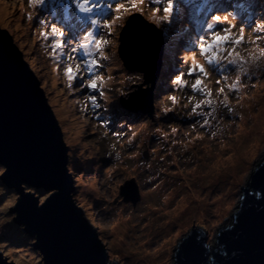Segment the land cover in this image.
<instances>
[{"label":"rangeland","instance_id":"obj_1","mask_svg":"<svg viewBox=\"0 0 264 264\" xmlns=\"http://www.w3.org/2000/svg\"><path fill=\"white\" fill-rule=\"evenodd\" d=\"M96 2L100 7L81 13L75 0H45L39 7L31 0H0V26L23 44L36 77L43 78L48 104L60 123L71 175H77L82 187L77 188V207L100 226V241L107 243L111 261L120 264H168L172 249H178L180 235L187 234L191 223L203 226L213 248L220 229L233 222L237 192L264 154V120L259 123L260 115L264 117V60L258 65H243L248 69L243 73L230 65L210 66L204 86L210 89L214 101L222 100L216 95L218 87L226 89L229 99L226 106L214 105L215 112L204 126L203 118L191 112L189 98L202 97L192 92L194 77L187 75V68L211 14H203V5L195 14L196 2L171 0L182 18L174 14L165 21L163 8L169 0H144L138 15L155 25L154 33L162 35L165 49L155 89L154 121L149 122L141 113H128L119 105L135 92V85L143 82L141 74L133 67L128 69L116 50L123 20L116 22L120 27L114 30L112 45L105 53L108 60H101L94 46L90 49L103 69L95 71L104 77L100 87L107 97L98 96L100 107L93 108L90 89L69 88L63 67L58 68L52 55L51 41L40 36L45 29L38 21L55 23L73 38L72 47L79 48L87 42L84 36L88 31L100 37L107 31L102 25L115 15H132L114 11L118 2L127 0ZM259 14L260 20L249 22L251 27L237 46L245 57L253 48L264 47V40L258 45L250 42L256 24L264 23V4ZM92 19L100 23L93 26ZM236 25L234 32L238 33L240 27ZM130 40L124 41L125 49ZM72 55L81 62L88 59L83 48ZM185 58L187 64L182 62ZM197 60H202L198 51ZM67 62L74 67L77 60L68 61L66 53L61 63L66 66ZM181 72L188 85L184 88L172 83ZM237 76L241 83L231 91L229 85ZM218 80H223L219 86ZM171 96L177 103H172ZM166 108L171 111L165 112ZM201 111L207 115L212 110ZM216 160L225 164L218 171L213 168ZM4 170L0 165V177ZM131 180L138 188V200L130 187L131 201L124 200L120 193ZM19 199L13 190L0 187V250L13 264H43L34 238L22 231L23 226L13 223L15 214L11 210ZM116 228L121 230L119 235Z\"/></svg>","mask_w":264,"mask_h":264},{"label":"water","instance_id":"obj_2","mask_svg":"<svg viewBox=\"0 0 264 264\" xmlns=\"http://www.w3.org/2000/svg\"><path fill=\"white\" fill-rule=\"evenodd\" d=\"M134 18L157 30L140 15L131 23ZM129 24L119 35L117 49L125 66L141 73L143 82L135 85V92L120 104L152 119L153 91L162 66L161 35L156 34L157 45L143 58V52L133 56L137 63L131 65L123 40ZM149 54L153 56L150 63L146 58ZM0 165L5 169L0 187L20 196L12 206L13 223L23 226L22 231L34 238L43 264H120L111 261L107 243L100 241V226L77 207V188L82 187L77 175L69 172L68 148L48 104L43 78L36 77L23 44L1 26ZM133 181L120 188L124 200L131 201L129 187L135 199L139 198ZM216 240L215 247L210 248L203 226L191 223L187 234L180 235L178 249H172L168 264H264V154L236 194L232 224L220 229ZM234 251L238 253L235 257ZM0 264H13L1 250Z\"/></svg>","mask_w":264,"mask_h":264},{"label":"snow or ice","instance_id":"obj_3","mask_svg":"<svg viewBox=\"0 0 264 264\" xmlns=\"http://www.w3.org/2000/svg\"><path fill=\"white\" fill-rule=\"evenodd\" d=\"M45 0H31V4L34 6H43ZM144 3V0H127V3H117L115 6V13L121 14L124 12H130L132 15L124 17L123 15H115L110 22L102 25L107 31L104 35L96 37L93 35L92 31H88L84 36L85 43H81L79 48L84 49L85 57L88 59L83 62L79 61L77 57H74L72 53L79 51V48L72 47L73 38L66 36L65 32L58 27L55 23L49 24L47 20H39V25L44 28V31L40 32V36L45 40L51 41L52 55L56 57L57 66L63 67L64 76L68 80V86L72 88L90 89L92 94L89 96L90 106L93 108H99L100 102L99 97H104L105 93L100 87L101 82L104 77L96 74V69L103 71L100 61L94 58V54L90 49L94 46L96 52L99 54L101 60H108L109 57L105 55L107 49L112 45L113 42V32L117 27H120L116 22L119 20L124 21L123 27L131 23V19L138 15V8ZM75 5L81 13H91L94 8L100 7L97 3H92L89 5V0H75ZM111 7V5H109ZM236 8L243 9L244 6L241 4L235 5ZM172 9L171 0L167 7L163 8L164 17L163 19L167 21L169 19V14ZM219 9L211 14L210 22L207 24V32L200 36L196 50L192 52L190 57V64H188L187 75L194 77L193 83L191 84V90L193 93L199 94L202 98L196 100L195 96L189 98V103L191 105V112L193 116H201L203 118L204 126H207L209 119L212 118L215 112L214 105L226 106L229 97L225 94L226 89L223 87H218L216 95L222 97V100L214 101L212 98V92L210 89L204 86V78L210 75V66L212 65H230L234 66L239 70V72H247L248 69L243 67L247 63L257 64L260 60H264V47H255L250 50L247 59L242 57L237 51V46L241 45L244 41V35L251 24L246 26H241L239 32L235 33L234 29L237 27L232 21L236 19L235 13H228L221 15L218 14ZM231 17V18H230ZM29 20L32 19L31 16L28 17ZM100 23L97 19H92L91 24L96 26ZM243 24L244 21L241 20ZM227 24V27L223 25ZM264 40V23L256 24V30L253 32V39L250 41L253 44H259ZM71 49L68 51V49ZM197 51L202 60H197ZM58 53V56H57ZM67 53L68 61L76 59L77 62L75 66L70 62L61 63L63 57ZM183 63H188V59L185 58ZM172 83L180 88L187 87V81L184 78V73L177 74L173 79ZM223 83V80H218L217 85ZM241 83V77L237 76L236 81L229 85L231 91H236L237 84ZM99 89V91H97ZM173 104L177 103V98L175 96L169 97ZM188 107V105H185ZM201 109H211L207 115ZM165 112L171 111V109H164ZM230 111V109H229ZM175 131V129H173ZM5 174V173H4Z\"/></svg>","mask_w":264,"mask_h":264},{"label":"bare ground","instance_id":"obj_4","mask_svg":"<svg viewBox=\"0 0 264 264\" xmlns=\"http://www.w3.org/2000/svg\"><path fill=\"white\" fill-rule=\"evenodd\" d=\"M194 1V0H192ZM201 1V0H200ZM234 13V11H233ZM253 15L258 18V14L255 12H253ZM30 15H27V17H29ZM137 18H134L133 19V24H129L128 26V31L126 32L125 36L123 37V40L125 41L126 43V39H131L132 37H134V43L131 45V43L129 42L127 44V46H129L127 49H125V54L126 53H129V55L131 56L130 59V63L131 65H134V63H137V62H134L135 60L133 59V56H138L140 55L141 56V52H143V56L141 58L144 57V55H146V52L148 50H152L153 49V46L157 45L158 43V40H157V37H156V34L154 35V31L149 29L147 26H144L143 24H141L140 22H137ZM141 34H143L145 36V40L142 42L141 41ZM128 41V40H127ZM125 46V44H124ZM154 46V47H155ZM131 47V48H130ZM125 48V47H124ZM130 48V50H128ZM242 55V54H241ZM249 53L247 54V56L245 57V54L242 55V57H244L245 59L248 57ZM152 55L149 54V56L147 58V61L150 63L151 59H152ZM140 58V59H141ZM134 62V63H133ZM248 64V63H247ZM150 68H148L149 70ZM264 120V117H262L260 115V118H259V123H261V121ZM258 123V124H259ZM239 142H241V140L239 139ZM223 165H225L223 162L219 161V160H216L214 161V164H213V168L218 171ZM173 214V213H172ZM125 223V222H123ZM115 232H116V235H119V233L121 232L120 229L116 228L115 229ZM119 232V233H118Z\"/></svg>","mask_w":264,"mask_h":264},{"label":"trees","instance_id":"obj_5","mask_svg":"<svg viewBox=\"0 0 264 264\" xmlns=\"http://www.w3.org/2000/svg\"><path fill=\"white\" fill-rule=\"evenodd\" d=\"M260 1H262V0H260ZM95 2H96V0H89V5L91 6V4L95 3ZM244 2L247 3V4L245 5ZM248 2L251 4V8H249V9L254 10V12L256 11V13L259 14V11H261V8H262L261 3L259 2V0H243L242 2H240L244 6L243 11L245 9H248L247 8L249 6ZM241 10L242 9H238L237 12L241 11ZM174 14L177 16L178 12L174 9V7H172L171 12H170L169 15L172 16ZM261 14H262V12H260L259 15H261ZM181 18H182V16L179 15V20H181ZM163 52L165 53V49L162 50V55H163ZM131 114H133V113H131ZM69 158H70V156H68V159ZM33 191L35 192L36 190L34 189Z\"/></svg>","mask_w":264,"mask_h":264},{"label":"clouds","instance_id":"obj_6","mask_svg":"<svg viewBox=\"0 0 264 264\" xmlns=\"http://www.w3.org/2000/svg\"><path fill=\"white\" fill-rule=\"evenodd\" d=\"M117 51H118V49H117ZM133 71H136V70H133ZM138 72V71H137ZM139 73V72H138ZM141 74V73H140ZM142 76V75H141ZM159 77L157 78V81H156V84H155V89H156V87H157V83L159 82ZM145 88V87H144ZM155 89H154V91H153V115H152V119H149L145 114V116H146V118L149 120V122H153L154 121V114H155V110H154V97H155ZM119 105H120V108L122 109V110H124V111H126V112H130V113H133V114H135V115H138V113H141V114H143L141 111L140 112H132V111H130V110H127L126 108H124V107H122L121 106V104H120V101H119ZM236 255H238V253L237 252H233L232 253V256L233 257H235ZM225 258H227V254H225ZM213 264H215V262L213 261Z\"/></svg>","mask_w":264,"mask_h":264}]
</instances>
